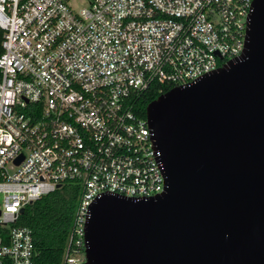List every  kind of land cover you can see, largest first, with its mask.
Returning <instances> with one entry per match:
<instances>
[{
  "label": "built area",
  "instance_id": "built-area-1",
  "mask_svg": "<svg viewBox=\"0 0 264 264\" xmlns=\"http://www.w3.org/2000/svg\"><path fill=\"white\" fill-rule=\"evenodd\" d=\"M0 0V264H34L26 205L80 186L60 264H89L103 194L148 199L165 160L136 99L241 57L254 0Z\"/></svg>",
  "mask_w": 264,
  "mask_h": 264
},
{
  "label": "water",
  "instance_id": "water-1",
  "mask_svg": "<svg viewBox=\"0 0 264 264\" xmlns=\"http://www.w3.org/2000/svg\"><path fill=\"white\" fill-rule=\"evenodd\" d=\"M147 118L166 187L98 197L88 263L264 264V0L253 1L242 56L161 93Z\"/></svg>",
  "mask_w": 264,
  "mask_h": 264
},
{
  "label": "trees",
  "instance_id": "trees-1",
  "mask_svg": "<svg viewBox=\"0 0 264 264\" xmlns=\"http://www.w3.org/2000/svg\"><path fill=\"white\" fill-rule=\"evenodd\" d=\"M1 38L0 28V52ZM160 94L156 87H152L136 99L135 108L147 116V104ZM80 193L78 183L67 182L26 205L20 223L30 226L33 230L37 250L34 264L61 263Z\"/></svg>",
  "mask_w": 264,
  "mask_h": 264
},
{
  "label": "rangeland",
  "instance_id": "rangeland-1",
  "mask_svg": "<svg viewBox=\"0 0 264 264\" xmlns=\"http://www.w3.org/2000/svg\"><path fill=\"white\" fill-rule=\"evenodd\" d=\"M71 5L77 9H80L81 7L88 4L87 0H69Z\"/></svg>",
  "mask_w": 264,
  "mask_h": 264
}]
</instances>
